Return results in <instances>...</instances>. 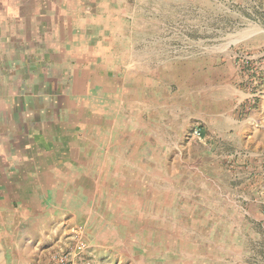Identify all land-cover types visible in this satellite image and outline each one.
Instances as JSON below:
<instances>
[{"label":"rangeland","instance_id":"rangeland-1","mask_svg":"<svg viewBox=\"0 0 264 264\" xmlns=\"http://www.w3.org/2000/svg\"><path fill=\"white\" fill-rule=\"evenodd\" d=\"M8 1L16 8L39 3ZM125 3L115 16L125 22L115 29L116 37L126 33L125 49H118L123 42L115 40L118 50L97 56L96 62L122 65L121 71L127 64L147 68L142 75L150 88L161 81L157 77L172 78V83L167 86L170 95L157 98L153 89L140 90L134 71L125 77L119 71L112 96L91 108L101 116L94 135L101 152L107 143L133 144L124 153L111 154L117 160L114 168H108L112 163L104 155L106 166L94 170L81 227L92 264H264V0ZM55 38L62 44L53 38V118L70 114L68 123L84 128L87 122L73 117L78 109L60 100L62 93L71 97L66 88L75 68L76 58L70 56L75 41ZM89 45L95 53V42ZM203 63L244 94L234 109L212 112L217 105L212 97L194 113L184 102L172 103L177 87L187 83V73ZM215 72L213 79H218ZM168 117L174 119L172 129L170 120L162 122ZM93 123L85 126L87 131L96 129ZM135 136L143 146L135 145ZM17 219L0 216V225ZM1 235L7 244L0 246L11 249L5 261L16 264L19 241L32 236Z\"/></svg>","mask_w":264,"mask_h":264},{"label":"crops","instance_id":"crops-1","mask_svg":"<svg viewBox=\"0 0 264 264\" xmlns=\"http://www.w3.org/2000/svg\"><path fill=\"white\" fill-rule=\"evenodd\" d=\"M40 1L23 2L17 9L8 0H0V216L18 218L13 225H0V234L2 237L5 233L32 236V240L19 241L21 248L14 259L16 264H30L38 259L37 249L44 243H65L73 230L81 231L83 208L90 202V197L86 196L91 194L94 170L100 171L106 166L104 155L108 156V163H112L108 168H114L117 160L111 154L124 153L126 146H133L130 142L107 143L101 152L98 140L94 139L99 133L101 116L91 108L99 107L107 94L112 96L115 81L119 80L116 72L120 71L125 77L127 72L134 71L135 81L142 86L140 90L153 89L152 94L157 98L169 96L167 86L172 83V78L157 77L161 81L155 80L150 88L151 82L142 75L147 68L127 64L121 71L122 65L103 66L96 62L97 56L108 57L114 48L124 46L125 49L126 33L115 36V29L121 30L125 22L117 21L115 16L116 8L126 7V0H44L42 5ZM128 36L130 38L129 31ZM55 37L75 41L70 47L74 51L70 56L76 58L75 68L71 86L66 88L71 97H67L68 92L67 95L62 93L60 100L78 109L73 117L83 124L87 122L85 126L95 121L96 129L76 128L68 123L70 114L65 118L64 113H57L53 118L50 74ZM115 40L123 42L118 49ZM91 41L97 45L95 53L89 52ZM85 60L88 68L84 67ZM214 72L210 64L195 66L187 73L185 86H178L177 92L172 94V103L177 106L184 102L194 113L212 97L217 100L212 112L220 115L234 109L244 94L231 83H225L226 79H220L217 72L215 77L219 78L213 79ZM168 118L171 119L162 122L170 120L172 129L174 119ZM135 139V145L143 146L141 137L139 140L135 136ZM136 151L139 152L138 148ZM92 223H97L96 219ZM0 244H7L5 238ZM0 248L2 264H7L4 257L7 251L11 252L10 248Z\"/></svg>","mask_w":264,"mask_h":264},{"label":"built area","instance_id":"built-area-1","mask_svg":"<svg viewBox=\"0 0 264 264\" xmlns=\"http://www.w3.org/2000/svg\"><path fill=\"white\" fill-rule=\"evenodd\" d=\"M37 251L38 259L30 264H92L88 256V245L79 229L73 230L67 242L41 246Z\"/></svg>","mask_w":264,"mask_h":264}]
</instances>
